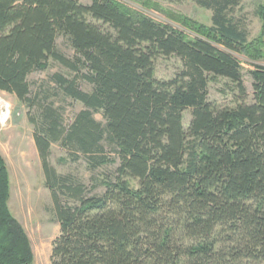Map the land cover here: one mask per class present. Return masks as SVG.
<instances>
[{
    "label": "trees",
    "instance_id": "obj_1",
    "mask_svg": "<svg viewBox=\"0 0 264 264\" xmlns=\"http://www.w3.org/2000/svg\"><path fill=\"white\" fill-rule=\"evenodd\" d=\"M192 1L211 11L209 26L183 17L176 29L113 0H0V92L40 109L41 122H29L59 227L50 264H264V67L249 71L248 104L233 56L264 60V6L257 9L262 37L249 41L228 17L239 0ZM60 37L71 58L58 51ZM159 56L181 62L167 82L154 79ZM50 60L74 74L52 79L83 106L67 128L30 96L28 77ZM218 79L234 87L233 107L208 100ZM51 143L92 169L114 163L107 148L118 164L104 192L88 196L58 175L48 163ZM9 197L0 154V264H32Z\"/></svg>",
    "mask_w": 264,
    "mask_h": 264
},
{
    "label": "rangeland",
    "instance_id": "obj_2",
    "mask_svg": "<svg viewBox=\"0 0 264 264\" xmlns=\"http://www.w3.org/2000/svg\"><path fill=\"white\" fill-rule=\"evenodd\" d=\"M88 4L89 0H78ZM123 7L142 14L153 21L181 29L179 21L185 17L205 26L211 24L212 13L198 7L192 0H113ZM141 2H148L143 6ZM264 6V0H239L228 17L247 33L249 41L262 37V23L257 16V9ZM264 42V36H263ZM58 51L67 58L72 57L65 38H58ZM239 62L244 85L248 95L247 103L252 102V88L249 71L254 66L264 67V60L248 61L244 56L233 55ZM154 79L167 82L181 69V62L175 57L159 56L153 61ZM60 75L68 80L74 79V74L63 68L57 62L49 61L44 71H37L28 77L30 96H36L43 107H51L60 118L63 127L67 128L74 117L83 109L81 103L65 96L53 82V76ZM77 87L83 92H90L91 86L83 80H76ZM234 87L225 79H218L208 85V100L222 107L234 106ZM94 119L104 124L100 113L94 114ZM29 119L40 123V109H28L20 104L13 95L0 92V154L6 164L10 197L8 207L12 216L23 228L30 241L32 264H50L51 245L59 234V227L53 213L49 191L44 184L41 162L33 141L34 128ZM190 121V111L183 113V127L187 129ZM109 163L92 169L85 157L74 155L58 143H51L48 163L60 176H67L81 183L86 188L88 196H100L104 192L102 182L104 177L113 172L118 161L105 148Z\"/></svg>",
    "mask_w": 264,
    "mask_h": 264
}]
</instances>
